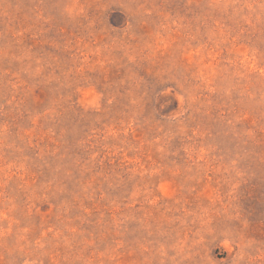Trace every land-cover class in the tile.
<instances>
[{"label": "rangeland", "instance_id": "1", "mask_svg": "<svg viewBox=\"0 0 264 264\" xmlns=\"http://www.w3.org/2000/svg\"><path fill=\"white\" fill-rule=\"evenodd\" d=\"M0 264H264V0H0Z\"/></svg>", "mask_w": 264, "mask_h": 264}]
</instances>
